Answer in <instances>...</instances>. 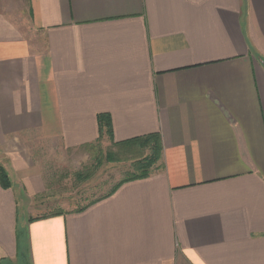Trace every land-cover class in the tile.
Returning <instances> with one entry per match:
<instances>
[{
    "label": "crops",
    "instance_id": "0c3cea01",
    "mask_svg": "<svg viewBox=\"0 0 264 264\" xmlns=\"http://www.w3.org/2000/svg\"><path fill=\"white\" fill-rule=\"evenodd\" d=\"M153 133L149 176L25 214L59 157ZM0 163V264H264V0H0Z\"/></svg>",
    "mask_w": 264,
    "mask_h": 264
},
{
    "label": "rangeland",
    "instance_id": "374dc122",
    "mask_svg": "<svg viewBox=\"0 0 264 264\" xmlns=\"http://www.w3.org/2000/svg\"><path fill=\"white\" fill-rule=\"evenodd\" d=\"M146 153L148 150L142 151L138 145L116 146L106 137L99 138L91 146L68 152L65 158L59 157L63 161H59L56 179L51 181L54 188L50 190L56 194L41 196L37 201L43 208L37 211L29 207L25 214L40 218L62 213L61 209L69 205L79 208L102 198L120 180L133 173L138 162L140 165L146 161ZM159 162L160 159L151 165L157 167Z\"/></svg>",
    "mask_w": 264,
    "mask_h": 264
},
{
    "label": "trees",
    "instance_id": "16d2710c",
    "mask_svg": "<svg viewBox=\"0 0 264 264\" xmlns=\"http://www.w3.org/2000/svg\"><path fill=\"white\" fill-rule=\"evenodd\" d=\"M99 128H100V137H102L104 133L107 134L110 138L112 137V127H111V122L109 121V117L99 116ZM114 145L129 146V147L138 145L142 151H145V149H147L148 153H146L144 156L146 161L145 160L142 161L143 163L140 165H139L140 162H138L135 165L134 172L131 173L126 178L122 179L121 182L115 185L113 189H111V191L105 196H103L102 198L110 195L123 182L136 179V178L149 176L155 168V166L151 164H154L156 160L160 159L161 157L162 145H161L160 135L158 133H153V134L143 136V137H135L132 139H128L126 141L114 143ZM149 150H150V153H149ZM149 155H151V157H149ZM0 183L3 187H6V188L12 186V182L9 178L7 170L1 163H0ZM102 198H99L97 200H100Z\"/></svg>",
    "mask_w": 264,
    "mask_h": 264
}]
</instances>
